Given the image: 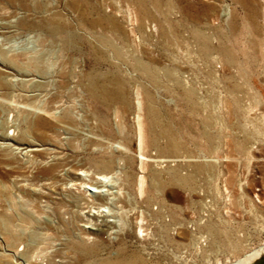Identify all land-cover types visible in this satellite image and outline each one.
<instances>
[{
	"label": "rangeland",
	"instance_id": "1",
	"mask_svg": "<svg viewBox=\"0 0 264 264\" xmlns=\"http://www.w3.org/2000/svg\"><path fill=\"white\" fill-rule=\"evenodd\" d=\"M81 170L130 193L112 230L72 215ZM262 245L264 0H0V264H232Z\"/></svg>",
	"mask_w": 264,
	"mask_h": 264
},
{
	"label": "bare ground",
	"instance_id": "2",
	"mask_svg": "<svg viewBox=\"0 0 264 264\" xmlns=\"http://www.w3.org/2000/svg\"><path fill=\"white\" fill-rule=\"evenodd\" d=\"M40 110L47 112V109H45V105L39 108ZM136 117V116H135ZM137 120V135L139 142H141L142 138V128L141 124L139 122L138 116L136 117ZM62 122L65 123H76L70 116L65 115L63 117ZM140 146V144H139ZM126 149V148H125ZM139 162H140V168L144 169V166L146 165V162L148 161L142 152H139ZM53 166L47 167L45 169H42V173L44 177L47 178V180H51V185H48L53 190L55 189V184L57 181L60 180V176L54 173ZM106 171V170H105ZM101 172L96 175V177L93 178H87V174L85 170H81L77 176L75 177V181L78 184V187H76L79 192V197L72 198L69 201V205L75 210L72 212V215L79 219L83 218V228L87 229V234L90 232V230L95 229L92 228L93 226H96L95 230H104V229H110L112 230L115 227V220H109L106 219V217H112L115 218L114 213L113 216L111 215L112 205L117 202H130V199H127L126 197L130 195V193L127 191V193H123L120 187L123 183L120 182L118 184L119 187L115 191H113L112 187H107L115 184V179H113L112 175H109L106 172ZM124 185V184H123ZM138 194L141 196L144 194V187L146 186L145 179L143 175H140L137 179L136 183ZM125 188V187H124ZM128 189V187H126ZM124 198V199H121ZM116 200V201H115ZM121 208V207H120ZM111 212H110V211ZM67 213V212H66ZM123 213L128 214L127 211H123ZM142 216H140V221H142ZM101 223L99 226L95 223V221L99 220ZM137 232L139 235H142L144 233L143 225L139 224L137 225ZM262 254H264V245L257 247L256 249L252 250L251 252L245 254L240 259H238L236 262L232 264H251L254 260H256L258 257H260Z\"/></svg>",
	"mask_w": 264,
	"mask_h": 264
},
{
	"label": "water",
	"instance_id": "3",
	"mask_svg": "<svg viewBox=\"0 0 264 264\" xmlns=\"http://www.w3.org/2000/svg\"><path fill=\"white\" fill-rule=\"evenodd\" d=\"M251 264H264V254L254 260Z\"/></svg>",
	"mask_w": 264,
	"mask_h": 264
}]
</instances>
